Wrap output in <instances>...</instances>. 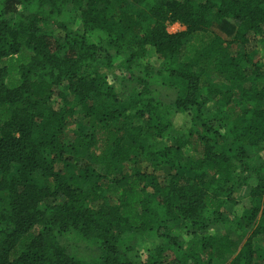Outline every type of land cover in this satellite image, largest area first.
Here are the masks:
<instances>
[{
    "label": "trees",
    "instance_id": "16d2710c",
    "mask_svg": "<svg viewBox=\"0 0 264 264\" xmlns=\"http://www.w3.org/2000/svg\"><path fill=\"white\" fill-rule=\"evenodd\" d=\"M148 234L144 264H264V0H0V264Z\"/></svg>",
    "mask_w": 264,
    "mask_h": 264
},
{
    "label": "rangeland",
    "instance_id": "374dc122",
    "mask_svg": "<svg viewBox=\"0 0 264 264\" xmlns=\"http://www.w3.org/2000/svg\"><path fill=\"white\" fill-rule=\"evenodd\" d=\"M62 16L65 18V19H67V16L65 15V12L63 11V13H62ZM183 28L182 27H180L178 24H173V25H170V26H168V28H167V30H168V32H170V33H174V32H176V31H178V30H182ZM257 51H259V48H258V50ZM253 59H255L256 58V56H255V54H253L252 56H251ZM151 61H155V60H151ZM151 68H152V66H150ZM167 92H164V93H162L163 95H165ZM77 239V238H76ZM78 240V239H77ZM74 242H76V241H74ZM83 241H80L79 240V242H77L78 244L77 245H74V246H78V245H85V247H92V249H93V252L95 253L96 252V250L95 249H97V248H95V247H97V246H95L96 244L95 243H91V242H83ZM129 244H132V245H134V246H136V244L138 243V246L137 247H129V248H132V249H136L137 251H136V253H137V256H136V259H135V263L136 264H144V259H145V255H146V251H147V249L148 248H151V247H153V246H156V245H158V238H157V236H156V234H148V235H145V236H134L129 242H128ZM160 244V243H159ZM71 245H73L72 244V242H71ZM96 254L98 255L99 254V251H97L96 252ZM227 259H229V257H226V260ZM226 262V261H225ZM224 262V260H222V261H218L217 263H215V264H224L225 263Z\"/></svg>",
    "mask_w": 264,
    "mask_h": 264
}]
</instances>
